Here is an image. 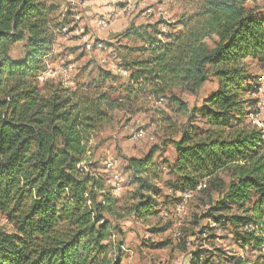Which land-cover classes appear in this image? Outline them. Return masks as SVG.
I'll use <instances>...</instances> for the list:
<instances>
[{
	"label": "trees",
	"instance_id": "1",
	"mask_svg": "<svg viewBox=\"0 0 264 264\" xmlns=\"http://www.w3.org/2000/svg\"><path fill=\"white\" fill-rule=\"evenodd\" d=\"M191 1L197 12L164 42L156 26L149 34L125 32L143 46L127 50L137 59L122 60L129 71L122 90L134 103L181 86L196 93L209 75L217 80L190 112L207 129L184 127L172 142L171 188L214 194L204 218L230 231L240 249L258 251L252 264H264V130L246 124L257 90L247 60L264 57V10L247 8L245 0ZM54 11L48 0H0V264H120L107 243L109 219L156 214L160 174L151 154L126 160L135 189L122 216L89 147L110 123L113 104L60 82H38L54 41ZM18 44L21 59L10 57ZM169 101L185 110L177 98ZM191 256L190 264H206L199 252Z\"/></svg>",
	"mask_w": 264,
	"mask_h": 264
},
{
	"label": "rangeland",
	"instance_id": "2",
	"mask_svg": "<svg viewBox=\"0 0 264 264\" xmlns=\"http://www.w3.org/2000/svg\"><path fill=\"white\" fill-rule=\"evenodd\" d=\"M68 3L67 0H48V4L55 6V11L50 16L54 41L46 64L55 76L47 80L63 82L69 89L104 95L113 104L109 107L110 123L95 133L89 147L93 160L99 162V174L103 176L105 188L113 196L118 212L123 216L133 203L131 195L135 185L125 171L128 158L151 154L160 174L156 181V188L160 190L156 214L145 220L134 216L109 219L113 228L107 242L110 253L120 256V264H190L193 252H199L206 264H232L224 261L231 257L241 259L243 264L255 262L261 255L258 251L249 246L240 249L230 231L222 229L212 219L204 218L209 198L214 194L210 197L206 193L194 194L185 211L175 213L179 194L172 191L175 178L168 170L175 159L172 142L178 140L184 127L207 129L204 120L190 112L198 110L203 98L217 89V80L209 75L196 93L187 90L188 86H181L170 89L163 97L148 98L144 94L138 101L130 103L122 90L128 86L129 75L117 74L119 69L129 73L123 58H138L128 54L127 50L143 46L133 36L124 37L129 28L149 34L151 29L148 28L156 26V31L163 34L157 35V39L164 42L170 34L181 30L177 22L197 12L198 3L191 0H133L126 8L120 0H99L94 5L85 3L67 8ZM245 6L262 11L264 0H245ZM101 19L108 21L106 28L98 26ZM62 26H66L65 32L60 31ZM85 42H100L103 49L86 52ZM10 57L22 58L21 44L12 47ZM247 64L252 76L250 84L264 93V57L248 59ZM171 96L177 98L186 111L180 110L178 103L170 102ZM159 98L162 102H158ZM246 124L264 130V110L255 124L248 120ZM136 132L142 134L139 141L132 139ZM3 225L0 219V227Z\"/></svg>",
	"mask_w": 264,
	"mask_h": 264
},
{
	"label": "built area",
	"instance_id": "3",
	"mask_svg": "<svg viewBox=\"0 0 264 264\" xmlns=\"http://www.w3.org/2000/svg\"><path fill=\"white\" fill-rule=\"evenodd\" d=\"M67 1L69 2L67 5V8H70V7L74 8L77 5L78 6H81V5L84 6L86 0H83V1L67 0ZM132 1L133 0H120L121 3L126 4V8H129ZM72 19L78 20V18L74 17V16H72ZM97 24L100 28H106L108 26V21L105 19H101V20H98ZM66 30H67L66 26H62L60 28V31H62V32H65ZM94 49L95 50L103 49V44L100 42H85L84 43V50L86 52H90ZM117 74L120 76L126 77L128 75V72L119 69L117 71ZM54 76H55V74L54 73L51 74L50 70H48L47 65H46V69L38 78V82L40 84H43V82H45L47 80V78L53 79ZM60 83L62 84L63 87H67L65 85V83H63V82H60ZM251 96L255 100V107L248 113L247 120L251 121L253 124H255L257 121V118L260 116L262 110H264V93L262 92V90L260 88H257L256 92L253 93ZM158 102H162V99H158ZM132 139L134 141H139L140 139H142V134L139 132H136L132 135ZM107 166L110 167L111 164H108ZM196 190H199V187ZM193 195H194V192H192V191H188V192H185L183 194H179L178 200L175 204V213L176 214H181L185 211L186 204L189 202V200H191L193 198Z\"/></svg>",
	"mask_w": 264,
	"mask_h": 264
},
{
	"label": "crops",
	"instance_id": "4",
	"mask_svg": "<svg viewBox=\"0 0 264 264\" xmlns=\"http://www.w3.org/2000/svg\"><path fill=\"white\" fill-rule=\"evenodd\" d=\"M99 2V0H91L90 2H88V1H85V3H90L91 5H94V3L96 4V3H98ZM88 12H86L85 14H87Z\"/></svg>",
	"mask_w": 264,
	"mask_h": 264
}]
</instances>
